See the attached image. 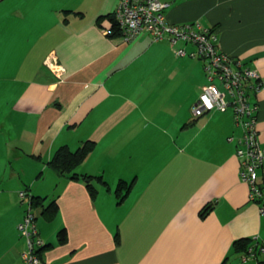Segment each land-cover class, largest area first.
<instances>
[{"label":"crops","instance_id":"obj_1","mask_svg":"<svg viewBox=\"0 0 264 264\" xmlns=\"http://www.w3.org/2000/svg\"><path fill=\"white\" fill-rule=\"evenodd\" d=\"M164 1L167 22L211 26L221 52L258 71L252 100L264 147V0ZM116 5L0 0V264H23L17 225L32 196L57 206L32 207L47 246L38 264H255L264 212L240 179L232 110L193 115L203 61L176 55L166 39L111 35L105 16ZM85 142L92 150L74 171L92 176L94 196L48 165L59 147ZM120 180L131 184L121 202ZM243 238L252 245L235 253Z\"/></svg>","mask_w":264,"mask_h":264},{"label":"built area","instance_id":"obj_2","mask_svg":"<svg viewBox=\"0 0 264 264\" xmlns=\"http://www.w3.org/2000/svg\"><path fill=\"white\" fill-rule=\"evenodd\" d=\"M169 3L163 0H117L113 11L114 20L124 42L134 41L143 34L153 40L166 39L176 55L197 57L203 61L206 83L201 87L198 101L192 106L193 115L212 110L231 109L236 126L241 129L237 138L236 155L241 160L240 179L247 183L249 200L259 204L264 212V147L260 145L256 130L257 103L252 95L261 87L259 73L255 68L246 66L239 57H231L218 49V37L214 28L198 20L170 23L165 19ZM111 27L112 22L108 21ZM104 33H108L105 30ZM194 47L186 51L176 47V43ZM46 65L59 75L63 67L55 57H49ZM23 200L24 192L19 193ZM27 212L17 225L19 233L26 239V248L21 252L23 264H38L40 257L37 249L43 242L37 236L34 214L30 199ZM264 263V246L258 247ZM253 254V253H252ZM250 255V261L254 258ZM245 261L244 257L242 258ZM251 264V263H250Z\"/></svg>","mask_w":264,"mask_h":264},{"label":"trees","instance_id":"obj_3","mask_svg":"<svg viewBox=\"0 0 264 264\" xmlns=\"http://www.w3.org/2000/svg\"><path fill=\"white\" fill-rule=\"evenodd\" d=\"M105 17H107L112 22L109 33L111 35L120 33L119 28L117 27V24L114 20L113 14L107 15ZM92 147H93L92 143L90 142H85L81 147L77 148L74 151H71L66 146H61L54 152L52 158L48 161V165L52 169L56 170L61 174H69L70 178L74 180L81 178V180L84 181L86 187L88 188L90 195L94 196L96 190L90 184L92 176L79 175L74 171L76 166L80 164L85 159L87 154L92 150ZM97 179L101 181L99 177ZM101 183H103V181H101ZM103 184L106 185L105 183ZM130 185H131L130 183H127L122 180L118 182L116 189L114 190V193L119 202H121L124 199V197L127 195L130 189ZM44 200L45 198L32 196L30 198L31 207L33 206L39 207L44 214L55 212L57 208L56 203L54 201H50L47 204H45ZM57 236L60 242H64L66 237L65 230L62 228L58 232ZM251 245H252V240L249 238L238 239L234 242V252L235 253L247 252V248L250 247ZM46 247L47 246H43L37 249L39 256H40V252L44 250ZM254 254H257V252ZM255 264H264L262 260L259 258V255L256 256Z\"/></svg>","mask_w":264,"mask_h":264},{"label":"rangeland","instance_id":"obj_4","mask_svg":"<svg viewBox=\"0 0 264 264\" xmlns=\"http://www.w3.org/2000/svg\"><path fill=\"white\" fill-rule=\"evenodd\" d=\"M163 1H164V0H163ZM229 56H230V55H229ZM231 57H233V56H231ZM205 83H206V82H205ZM205 83H204V84H205ZM204 84H203V85H204ZM203 85H202V86H203ZM197 101H198V99H197ZM197 101H196L193 105H195V104L197 103ZM193 105H192V106H193ZM192 106H191V109H192ZM201 114H202V113H201ZM38 238H39V237H38ZM41 241H42V240H41Z\"/></svg>","mask_w":264,"mask_h":264}]
</instances>
